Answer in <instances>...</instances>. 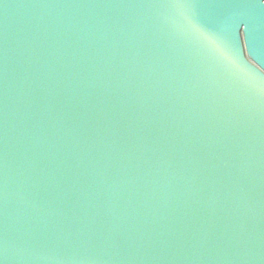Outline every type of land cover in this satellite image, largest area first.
<instances>
[{"label": "water", "instance_id": "water-1", "mask_svg": "<svg viewBox=\"0 0 264 264\" xmlns=\"http://www.w3.org/2000/svg\"><path fill=\"white\" fill-rule=\"evenodd\" d=\"M247 3L0 0V264H264Z\"/></svg>", "mask_w": 264, "mask_h": 264}, {"label": "snow or ice", "instance_id": "snow-or-ice-1", "mask_svg": "<svg viewBox=\"0 0 264 264\" xmlns=\"http://www.w3.org/2000/svg\"><path fill=\"white\" fill-rule=\"evenodd\" d=\"M219 7H227V8H233L232 5L226 4V5H218ZM246 7L250 9L251 15L255 16L256 14H259V16H264V0H248V3L246 4ZM237 26L239 24H251L249 18H240L236 21ZM204 38L210 42L212 41H218L220 37L216 33H205Z\"/></svg>", "mask_w": 264, "mask_h": 264}]
</instances>
